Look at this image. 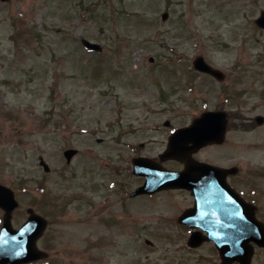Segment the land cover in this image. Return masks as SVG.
Returning a JSON list of instances; mask_svg holds the SVG:
<instances>
[{"label": "rangeland", "instance_id": "1", "mask_svg": "<svg viewBox=\"0 0 264 264\" xmlns=\"http://www.w3.org/2000/svg\"><path fill=\"white\" fill-rule=\"evenodd\" d=\"M263 11L264 0L0 1V185L13 189L20 216L58 204L49 263L216 264L208 245L179 251L188 232L172 226L188 204L185 194L134 198L124 208L111 187L135 188L133 158L158 160L173 129L227 94L233 100L225 144L194 157L237 170L264 168V142L236 127L246 109L235 95L243 92L244 63L264 56V31L253 23ZM82 38L103 52L86 50ZM197 56L228 71L227 85L195 74ZM67 148L78 149L69 164ZM91 193L99 209L82 200Z\"/></svg>", "mask_w": 264, "mask_h": 264}, {"label": "water", "instance_id": "2", "mask_svg": "<svg viewBox=\"0 0 264 264\" xmlns=\"http://www.w3.org/2000/svg\"><path fill=\"white\" fill-rule=\"evenodd\" d=\"M4 1V0H1ZM163 20H166L167 15L163 14ZM255 23L264 29V12L260 17L255 20ZM85 47L89 49L99 50V46L94 43H90L86 40H82ZM195 69L204 70L211 75H216V71L209 68L203 58H197L193 62ZM225 115L222 113H204L201 117L194 119L189 127L176 130L172 137L169 139L168 149L160 155L161 159H177L184 163L185 169L182 172L169 171L160 167L154 161H150L145 158H138L133 161V174L137 176H144L146 182L141 188L133 192V195L142 193H152L157 190H163V188H188L191 190L197 198V204L194 212L196 214H207L214 212L219 215V220L224 221V225L208 226L202 228L207 232L206 239L214 237H234L233 241H217V248L220 252L223 261L227 259H237L240 264H250L249 257L250 251L246 249V246L250 241H258L256 238L257 226L256 224L249 223L252 217L251 208L243 209L240 207L230 208L229 205L235 203L236 205L242 203L241 199L230 190H224L226 196L230 198H237L235 201L229 199V201H209L200 202L201 199H207L209 193L205 190L204 184L208 180L222 179L214 178V174L223 173V170L208 164H202L193 160L191 153L207 144H215L220 142L225 129ZM76 151H65L64 156L69 162L71 157ZM40 164L47 171L48 167L45 162L40 160ZM207 174H213L207 176ZM13 192L7 187L0 186V207L6 210L5 221L3 225V231L0 235V264H24L29 261L36 260L38 256H42L35 248V241L44 229V221L38 217L31 215L28 221L18 231L13 230L10 226L9 213L16 207ZM224 205L229 208H225ZM213 206V208H211ZM31 214V212H30ZM254 219V217H253ZM207 220V219H203ZM202 220V221H203ZM207 222V221H206ZM221 229V232L214 233ZM197 238L193 235L191 239ZM238 244L239 248H228L230 244ZM244 245V246H243ZM249 249V248H248ZM233 255V256H231ZM228 262V261H226ZM224 262L223 264H227Z\"/></svg>", "mask_w": 264, "mask_h": 264}, {"label": "flooded vegetation", "instance_id": "3", "mask_svg": "<svg viewBox=\"0 0 264 264\" xmlns=\"http://www.w3.org/2000/svg\"><path fill=\"white\" fill-rule=\"evenodd\" d=\"M250 62H245L243 65L242 70V76L243 78V92L241 93H235L236 96L242 95L244 99V104H245V115L246 117L243 118L244 123H239V125L236 127H240L241 129L245 130L248 132L250 135H252V138L259 143L264 142V56H254L251 57ZM208 65L213 68H216L212 63H208ZM234 71H239L238 65L236 66L235 64L233 65ZM218 69L221 74L218 75V77L210 76L209 74L203 73V72H197L195 71V74L199 75V77H203L205 79H208L211 83L212 82H217L220 83V86L222 87L221 84L225 81V85H227L228 81V76L229 73L228 71ZM240 70V71H241ZM226 91H231V89H227ZM234 97V95H233ZM222 101L220 103H216L212 109H209L208 107L203 108V112L205 111H222L226 113V130H225V136L219 145L225 144L226 141V134L228 131V126L230 125V119H229V113L226 110V106L231 102L232 96L230 94L224 95V97L221 99ZM235 100V98H234ZM202 112V113H203ZM168 140V139H167ZM142 144L138 145V147H143L141 146ZM182 166V164H181ZM224 169H230L233 167L229 166H223L219 165ZM184 166H182L183 168ZM180 168V169H182ZM117 169V168H116ZM121 169V170H120ZM120 169H117L121 171L122 175H125V177H129V169L126 166L123 168V166L120 167ZM225 181L227 185L231 186L234 191L243 198L245 203L249 207L252 208L253 216L255 219L261 224L264 225V210H263V205H264V168L263 167H258L255 165L251 169L248 170H235V171H229L225 172ZM140 180V183L135 187L138 188L140 187L145 179L138 178ZM111 188H117V191H120V196H119V202L121 205L124 206V208L132 205L131 199L134 198H140L143 197L144 199H148L149 201L147 202H153V199L158 193H152L151 195L147 194H142L139 196H132L133 190H130L128 186H121V187H111ZM134 189V188H133ZM109 190V188H108ZM95 194L97 193V187L93 190H91ZM181 192L187 196L188 204L183 208L182 211L178 215L175 216V225H168L165 228L168 230L169 226L175 227L179 231H186L188 232V236L194 231L199 228L197 227H189L185 226L180 223L179 218L183 216L188 210L192 209L195 205L196 199L192 196L191 191L189 190H182V189H174V190H166L163 192ZM160 192V193H163ZM91 197L89 198H83L86 203H88L89 208L93 209H99V205H95V202L93 201V193L90 195ZM107 198H104V201ZM93 202V203H92ZM18 208L14 210L11 214V223L13 228H18L20 224H22L28 217V210H31L34 214H38L39 216L43 217L46 220V230L42 234L41 238H39L36 242L37 247L43 250L46 254L47 257L46 259H41L37 260V262L29 263V264H52L49 263L52 259L51 255L48 251H50V244L47 242V237L49 236L50 232V227L52 224L57 222V220L60 219V208L58 207V204H51V203H45V205H35L33 208H27L26 212L24 213L23 216H20L17 212ZM98 213V212H95ZM18 214V215H17ZM114 220V219H113ZM4 221V210L0 209V232L2 230V225ZM100 221V220H99ZM111 223V222H110ZM100 224V222H99ZM161 225H165L164 222L161 223ZM263 236V233L261 234ZM259 234V237H261ZM188 236L185 240L180 239L179 240V251H182L184 253L187 252H194L197 251L199 248L203 247L204 245H208L211 247V250L215 252L217 260H214L216 264H220L221 260L219 258L218 251H216V247L214 244V241H209V242H202L198 247H192L190 244V241L188 239ZM251 250H252V255H251V264H264V259L261 260L264 254V239L262 240V244L258 245L256 243L251 244ZM54 264V263H53ZM232 264H238L237 262H234Z\"/></svg>", "mask_w": 264, "mask_h": 264}]
</instances>
